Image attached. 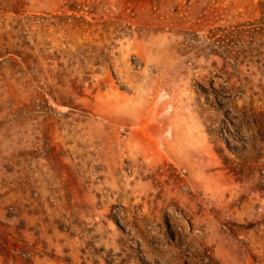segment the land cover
Masks as SVG:
<instances>
[{"label": "rangeland", "instance_id": "1", "mask_svg": "<svg viewBox=\"0 0 264 264\" xmlns=\"http://www.w3.org/2000/svg\"><path fill=\"white\" fill-rule=\"evenodd\" d=\"M0 264H264V0H0Z\"/></svg>", "mask_w": 264, "mask_h": 264}]
</instances>
